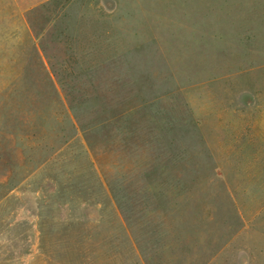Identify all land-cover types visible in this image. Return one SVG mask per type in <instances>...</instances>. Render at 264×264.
Returning a JSON list of instances; mask_svg holds the SVG:
<instances>
[{
  "label": "rangeland",
  "instance_id": "rangeland-1",
  "mask_svg": "<svg viewBox=\"0 0 264 264\" xmlns=\"http://www.w3.org/2000/svg\"><path fill=\"white\" fill-rule=\"evenodd\" d=\"M0 264H264V0H0Z\"/></svg>",
  "mask_w": 264,
  "mask_h": 264
}]
</instances>
